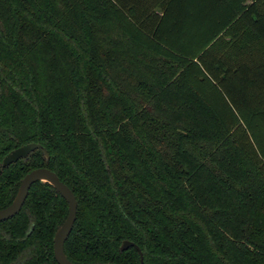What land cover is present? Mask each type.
Instances as JSON below:
<instances>
[{
    "label": "trees",
    "instance_id": "1",
    "mask_svg": "<svg viewBox=\"0 0 264 264\" xmlns=\"http://www.w3.org/2000/svg\"><path fill=\"white\" fill-rule=\"evenodd\" d=\"M30 142L0 208L55 171L72 261L264 264V0H0V163ZM67 214L34 183L0 264H58Z\"/></svg>",
    "mask_w": 264,
    "mask_h": 264
},
{
    "label": "water",
    "instance_id": "2",
    "mask_svg": "<svg viewBox=\"0 0 264 264\" xmlns=\"http://www.w3.org/2000/svg\"><path fill=\"white\" fill-rule=\"evenodd\" d=\"M39 148H43L45 155L49 158L47 149L38 142H30L21 145L11 150L0 163V171L13 163L18 162L21 158H27L29 154ZM47 182L51 184L67 201L68 214L62 224H60L54 235V256L58 264H78L72 261L65 252V242L73 230L76 218L78 202L72 189L64 183L57 173L48 167L35 168L22 178L18 187L17 193L13 201L4 208H0V221L12 218L19 213L28 197L31 186L36 182ZM135 247L141 256V263H143V252L141 248L130 240H124L121 245V250H126L129 247ZM92 264H121L116 262H98Z\"/></svg>",
    "mask_w": 264,
    "mask_h": 264
}]
</instances>
